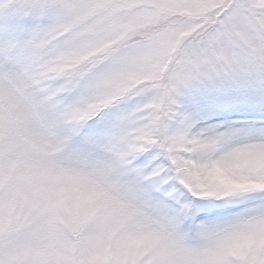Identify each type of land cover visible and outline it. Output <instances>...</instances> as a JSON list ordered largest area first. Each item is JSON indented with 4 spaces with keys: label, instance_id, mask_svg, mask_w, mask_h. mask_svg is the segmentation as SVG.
Listing matches in <instances>:
<instances>
[{
    "label": "snow or ice",
    "instance_id": "1",
    "mask_svg": "<svg viewBox=\"0 0 264 264\" xmlns=\"http://www.w3.org/2000/svg\"><path fill=\"white\" fill-rule=\"evenodd\" d=\"M0 264H264V0H0Z\"/></svg>",
    "mask_w": 264,
    "mask_h": 264
}]
</instances>
